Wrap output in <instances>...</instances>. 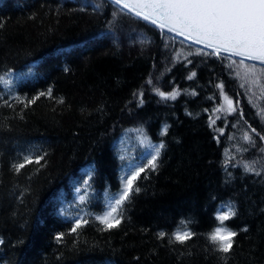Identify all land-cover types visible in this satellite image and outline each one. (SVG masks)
<instances>
[{
	"label": "trees",
	"instance_id": "16d2710c",
	"mask_svg": "<svg viewBox=\"0 0 264 264\" xmlns=\"http://www.w3.org/2000/svg\"><path fill=\"white\" fill-rule=\"evenodd\" d=\"M84 2L0 0V75L8 68L16 73L8 87L0 83V264H264V179L229 161L264 157V141L248 128L264 134L258 115L264 81L244 83L232 60L197 55L195 49L189 54L183 43L162 40L158 30L134 18H119L109 33L91 7L79 11ZM111 12V6L104 9L109 19ZM149 74L159 78L161 90L176 88L177 99L161 101L145 83ZM221 82L247 123L238 111H215L222 106L216 87ZM142 86L145 103L137 108L133 92ZM49 87L65 105L41 97L27 109L11 99L15 111L2 106L10 96L30 98ZM165 124L169 133L162 137ZM138 129L152 143L166 141L158 171L137 181L141 192L127 204L118 228L102 232L93 220L79 235L71 233L74 218L103 210L105 188L118 191L129 167L146 162ZM244 131L257 147L242 140ZM238 146L248 151L237 152ZM45 152L48 163L39 172L34 164L22 175L11 171L24 155ZM93 163L97 172L88 187L82 182ZM76 188L87 189L91 202L77 207L84 192ZM230 206L237 215L224 223L239 234L234 252L223 258L206 234L219 225L217 210ZM181 219L196 233L184 245L156 237L159 230L183 228ZM244 226L246 234L239 232ZM58 233L65 234L61 243Z\"/></svg>",
	"mask_w": 264,
	"mask_h": 264
},
{
	"label": "snow or ice",
	"instance_id": "6c2138e0",
	"mask_svg": "<svg viewBox=\"0 0 264 264\" xmlns=\"http://www.w3.org/2000/svg\"><path fill=\"white\" fill-rule=\"evenodd\" d=\"M108 6L112 8L110 19L104 13V9ZM89 7L92 8L94 14L103 18L104 27L109 33H114L117 30L119 18L124 16L134 18L138 23L144 22L145 27H151L153 31L158 30L162 40L167 38V40L173 42V45L176 42L183 43V47L190 49L189 54H191V49H195L197 55L203 54L205 57L215 56L220 60H232L237 65V76L244 83L259 85L264 81V0H94L91 4L88 3V0H85L79 11L82 13L86 12ZM176 38H180V40L177 41ZM140 42L142 44L147 43L146 40H141ZM165 46L167 47V43ZM233 58L239 59L234 60ZM187 63L191 64L192 61L188 60ZM257 64L261 67L257 68ZM69 71V67L64 68L65 73ZM195 75L196 73L192 72L188 79L191 80ZM15 76V70L8 68L3 75H0V83L8 87ZM145 83L151 87L161 101H174L180 94L176 88L171 91L161 90L159 78L154 81L151 74H149V78ZM244 83L241 84V87H244ZM216 87L220 89L224 104L216 108L215 111H224L229 114L238 111L239 119L247 123L244 111L242 109L238 110L234 106L233 100L225 94V84L221 82ZM193 95H196V93L193 92ZM261 96H264V90H262ZM41 97L54 100L57 105H65L64 98L60 97L57 99L53 94V88L49 87L46 91H40L30 98L10 96L9 99L3 100L2 106L15 111L14 104L9 102L11 99L15 104H23L24 108L27 109L30 105L36 104ZM133 97L137 101L135 105L137 108L144 105L145 91L143 86L138 92H133ZM0 99H3V97H0ZM209 99H212V97H209ZM131 103L132 101H128V104ZM128 104L125 105L126 108ZM52 110L56 111L55 108ZM96 111L103 113L104 108L98 106ZM258 115L264 119V109ZM20 118L23 119V116ZM214 123L215 121L210 119L209 126L211 127ZM232 126L236 127L235 124ZM169 127L170 125L167 124L163 126L160 132L162 137L168 135ZM248 128L252 133L259 136L260 141H264V134L257 132V129L251 124H248ZM138 131L141 132L143 137L141 144L145 146L148 153L145 157L146 162L129 167L125 174L120 177L121 187L118 191L109 192L105 188L103 210L99 214L86 212L83 216L74 218L71 233L79 235L78 230L85 225H89L93 220L99 225L98 230L102 232H109L118 228L121 225L127 204L132 202V197L135 194L141 192L137 181L139 179H148L146 173L149 171H158L162 150L166 149L167 146L166 141L161 139L159 143H152L142 129H138ZM242 140L251 147L258 146L248 131L243 132ZM259 150L264 152V148ZM247 151L248 148L245 147L238 146L237 148V152L240 153ZM47 156V152L36 156L24 155L22 160L18 159L11 164V171L16 175H22V170L27 165L34 164L40 166L35 169L36 172H39L41 168L46 167L48 163ZM121 159L123 160V157ZM231 160L236 161L233 167L239 165L245 173H252L264 179V157L249 160L242 156L240 159H237L236 156H230L229 161ZM42 161L44 162L43 164L41 163ZM96 172L97 168L93 163L87 173L88 180H83L82 183L91 187L89 181L92 180ZM27 178L31 180L32 176ZM76 191L78 194L81 191L84 192V195H78L77 207L91 202L90 199L86 200L87 189L76 188ZM22 195L23 193H21ZM80 210L83 211V208ZM261 211L264 212V209H261ZM60 214L63 215L64 213L61 212ZM236 215L237 212L232 206L229 207L227 212L217 210L215 219L219 221V225L206 234L207 239L215 246L213 251L223 254V258L234 252L235 238L239 234L226 226L224 222L229 221ZM180 224L184 225V227L178 226L171 234L166 230H159L156 233V237L161 241L167 237L168 245H172L174 242L184 245L196 233L188 230L183 219H181ZM239 232L246 234L249 232V228L247 226L241 227ZM64 237V233H58L55 239L57 243H61ZM2 243L3 241L0 240V244ZM18 243L23 245V239L19 240ZM73 246L75 247V243ZM205 250L207 251V249ZM134 259L138 261L140 258L137 256Z\"/></svg>",
	"mask_w": 264,
	"mask_h": 264
},
{
	"label": "rangeland",
	"instance_id": "374dc122",
	"mask_svg": "<svg viewBox=\"0 0 264 264\" xmlns=\"http://www.w3.org/2000/svg\"><path fill=\"white\" fill-rule=\"evenodd\" d=\"M221 104H222V105L224 104L223 98H221ZM233 104H234V103H233ZM234 106H235V104H234Z\"/></svg>",
	"mask_w": 264,
	"mask_h": 264
},
{
	"label": "water",
	"instance_id": "95a60500",
	"mask_svg": "<svg viewBox=\"0 0 264 264\" xmlns=\"http://www.w3.org/2000/svg\"><path fill=\"white\" fill-rule=\"evenodd\" d=\"M178 39H180V38H178ZM239 59V58H238Z\"/></svg>",
	"mask_w": 264,
	"mask_h": 264
}]
</instances>
